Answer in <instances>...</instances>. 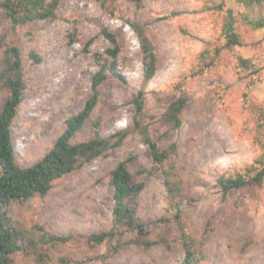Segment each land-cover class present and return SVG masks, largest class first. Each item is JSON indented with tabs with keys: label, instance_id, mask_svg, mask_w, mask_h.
Returning a JSON list of instances; mask_svg holds the SVG:
<instances>
[{
	"label": "rangeland",
	"instance_id": "374dc122",
	"mask_svg": "<svg viewBox=\"0 0 264 264\" xmlns=\"http://www.w3.org/2000/svg\"><path fill=\"white\" fill-rule=\"evenodd\" d=\"M203 3L142 0L136 7L129 0H60L55 17L25 25L13 24L0 7V71L6 48L17 46L24 80L10 125L16 164L38 161L63 131L65 119L83 107L99 68L94 54L115 67L105 71L96 105L70 141L112 133L114 140L128 130L120 144L52 181L46 194L3 204L5 224L18 231L23 249L12 254V264H37L33 251L48 252L54 264H181L184 248L173 220L177 206L182 225L196 238L206 235L204 264H264V183L227 194L217 183L259 153L253 126L256 107L264 106V29L240 26L245 44L231 46L216 68L197 74L203 41L223 42L222 13L204 9ZM162 14L171 16L162 19ZM129 21L144 25L158 56L157 72L146 85L139 39ZM103 27L117 38L120 50L114 60L106 53L111 45ZM235 54L251 58L254 72L239 70ZM180 80L185 83L174 88ZM141 88L142 125L161 148L175 144L161 164L152 160L133 126L132 99ZM177 89L189 99L181 127L168 129L159 118ZM8 94L0 76V105ZM123 160L134 181L144 185L127 203L149 230L146 238L164 237L166 244L158 240L144 247L135 242V231L114 224L110 172ZM167 177L171 185L179 184L178 193H169ZM104 231L113 235L98 244L88 241L87 235ZM44 233L71 238L52 243Z\"/></svg>",
	"mask_w": 264,
	"mask_h": 264
},
{
	"label": "trees",
	"instance_id": "16d2710c",
	"mask_svg": "<svg viewBox=\"0 0 264 264\" xmlns=\"http://www.w3.org/2000/svg\"><path fill=\"white\" fill-rule=\"evenodd\" d=\"M136 7L142 5V0H129ZM60 0H1L0 7L5 11L15 25H25L37 19H49L56 16V9ZM264 0H204L203 8L221 12L220 36L222 43L211 44L203 41V47L197 55V74L206 69H214L222 55L229 51L231 46H242L245 44L239 27L246 29H264ZM175 14V13H171ZM171 14H162L160 18L166 19ZM129 25L139 39L143 65V85H146L157 72L158 56L154 45L148 37L143 24L129 21ZM103 36L109 41L110 47L106 53L114 60L119 52V44L115 34L106 27L101 29ZM182 32L192 36L187 30ZM1 64L0 76L3 84L8 89V96L0 105V264H12V254L22 249L18 242L19 233L12 227L5 224L6 213L3 204L12 200H26L35 194L44 195L51 187L52 181L71 172L85 161H89L109 147L117 146L128 134L123 130L113 140L114 133L100 137L95 135L91 139L72 143L70 140L75 133L83 126L86 119L93 111L98 97V86L104 80L105 71L115 67L114 61L110 65L106 60L101 61L100 55L94 54L97 58L99 68L91 78V94L84 102L83 107L74 115L65 119L64 129L56 138L51 148L34 164L21 167L15 163L13 147L10 137V125L15 117L16 108L21 100V91L24 80L21 76L20 50L17 46H8ZM35 60L39 58L31 54ZM235 66L239 70L254 72L255 63L251 58L235 54ZM14 73V75H12ZM184 80L178 81L174 88H181ZM179 90V89H177ZM188 95L179 90V93L172 95L159 118L160 125L168 129H178L182 125L181 114L188 101ZM135 108L133 116L134 129L138 131L149 149V154L155 163H163L175 150V144L169 148H161L149 135L148 128L142 125V113L144 104V89L141 88L132 99ZM253 138L259 147V153L252 162L243 168L235 170L228 175H221L217 183L223 194L233 189H257L264 183V106L258 105L254 111ZM168 131L163 133L167 136ZM127 161L118 162L110 172V184L113 188V222L117 226H125L127 229L136 232L135 242L144 247H150L158 240L166 244L164 237L158 239H147L150 234L145 224L138 218L135 207L129 205L127 200L134 198L143 188V182H135L127 169ZM167 190L172 195L180 191L179 184L171 185L165 179ZM181 207L177 206L173 220L178 226L179 240L184 248V257L181 264H204L205 254L203 245L206 235L200 238L194 237L180 221ZM169 218H160L159 222H169ZM112 232L104 231L87 235L90 243L98 244L106 238L111 237ZM44 238L52 243L65 242L71 235L55 236L44 233ZM23 250V249H22ZM34 260L37 264H54L48 252L33 251Z\"/></svg>",
	"mask_w": 264,
	"mask_h": 264
}]
</instances>
